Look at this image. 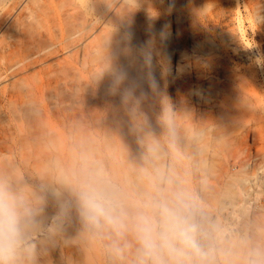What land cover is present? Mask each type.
Returning a JSON list of instances; mask_svg holds the SVG:
<instances>
[{"label": "rangeland", "instance_id": "374dc122", "mask_svg": "<svg viewBox=\"0 0 264 264\" xmlns=\"http://www.w3.org/2000/svg\"><path fill=\"white\" fill-rule=\"evenodd\" d=\"M229 2L227 22L241 46L240 55L231 62L237 70H256L255 79L244 80L236 72L229 86L213 89L206 84L202 88L191 82L199 64L192 50L184 59L171 56L167 48L164 54L153 55L140 49L131 37L124 39L130 62L124 58L118 67L102 74L72 73V89L65 102L54 89H47L43 95L29 93L46 74L33 76L36 71L30 72L26 74L29 79L19 83L5 74L0 78V178L27 193L32 203H39L43 187H32L28 167L31 165V173L38 180L40 174H51L56 168L38 156L42 151L67 149L69 172L71 167L83 171L85 165L91 167L97 162L106 170L114 163L133 197L149 191L145 169L153 172L171 168L220 223L222 233L216 248L239 246L238 253L242 248L246 251L240 252L243 257L250 248L261 260L255 258L256 262L264 264V74L260 71V54L247 43L250 23L240 22V15H246L243 3L239 12L236 0ZM160 55L172 63L166 74ZM138 56L142 65L135 68ZM63 57L66 55L59 56ZM190 74L187 86L177 83ZM102 78L110 79L107 87L100 86ZM155 85L164 88L165 97L155 92ZM12 92L17 93L13 102L3 99ZM107 96L125 99L120 111L110 114L100 107ZM165 101L175 113L171 126L161 119ZM149 145L157 148L156 158L149 155ZM36 161L40 172L33 167ZM238 177L251 179L244 184L248 192L231 200L226 194L227 184ZM55 203L58 217L48 215L41 230L29 237L31 247L21 251L29 253L31 248L50 246L52 227L69 217L58 201ZM75 210L80 215L78 206ZM80 234L100 250L105 249L101 232L87 228ZM232 247L230 250L235 251ZM232 251L233 258L237 249Z\"/></svg>", "mask_w": 264, "mask_h": 264}, {"label": "bare ground", "instance_id": "6f19581e", "mask_svg": "<svg viewBox=\"0 0 264 264\" xmlns=\"http://www.w3.org/2000/svg\"><path fill=\"white\" fill-rule=\"evenodd\" d=\"M236 2L239 12L242 3L245 8L246 15L242 18L240 15V22L250 23L247 43L260 54V71L264 74V0ZM230 5L229 0H0V78L6 74L19 83L26 82L29 79L26 74L30 72L36 71L33 76L46 74V78H40L29 93L43 95L47 89H54L59 92L60 100L65 102L72 89V73H80L81 76L85 72L102 74L118 67L124 58L130 62L132 57L124 39L131 37L140 49L153 55L164 54L167 48L171 56L178 55L184 59L192 50L199 64L195 69V81L191 82L201 84L202 88L206 84L213 89L229 86L237 76L236 72L244 80L246 77L255 79L256 70H237L231 62L234 56L240 55L241 46L236 40L235 30L227 22ZM60 55L66 57L60 59ZM160 57L162 72L166 74L172 63L164 61L162 55ZM141 65V57L138 56L135 68ZM184 78L186 80L177 83L183 82L187 86L192 74ZM109 82V78H102L100 86L107 87ZM153 87L158 95L166 96L162 86ZM16 96L17 93L12 92L9 97H2L13 102ZM122 100L125 99L107 96L100 107L113 114L120 111ZM73 119L77 121L76 113ZM95 133L99 135L100 131L95 130ZM75 152L73 150L78 157ZM67 154L65 148L40 152L38 156L45 157L56 167L50 171L51 174H40V180L31 173V165L28 167L32 187L42 185L44 191L41 201L33 203L38 215L28 237L41 230L48 215L58 217L55 201L69 217L52 227L49 247L31 248L29 253L21 251L14 264H135L134 248L123 259H118L110 250L113 239L110 230L101 232L103 250L80 234L81 229L89 228L75 210L78 202L74 190L78 187L82 170L81 167H71L69 172L66 168ZM33 167L40 172L39 161ZM117 170L118 167L110 163L105 171L132 196ZM248 181L250 183L251 179L238 177L228 183L226 194L229 199L236 195L245 196L248 189H244V184ZM54 192L59 195H54ZM49 194L53 195L52 198ZM230 247H218L215 264H254L255 258L259 257L251 253L250 248H245L247 254L243 257L240 253H246L243 248L239 254L240 247L236 246L238 255L236 249L232 247L235 250L232 251ZM231 251L238 256L233 254L235 260ZM258 261L256 264L261 260Z\"/></svg>", "mask_w": 264, "mask_h": 264}, {"label": "clouds", "instance_id": "9594fccd", "mask_svg": "<svg viewBox=\"0 0 264 264\" xmlns=\"http://www.w3.org/2000/svg\"><path fill=\"white\" fill-rule=\"evenodd\" d=\"M174 114L165 101L162 121L171 126ZM156 152L149 145L152 158ZM144 173L149 191L133 197L102 164L85 165L74 195L86 227L110 230L109 247L118 259L134 248L135 264H215L222 227L197 193L171 168ZM37 215L28 194L0 178V264H14L31 247L28 232Z\"/></svg>", "mask_w": 264, "mask_h": 264}]
</instances>
